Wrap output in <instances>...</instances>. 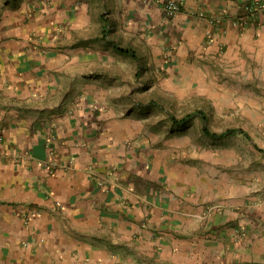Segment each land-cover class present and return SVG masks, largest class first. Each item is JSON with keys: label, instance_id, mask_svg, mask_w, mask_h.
<instances>
[{"label": "crops", "instance_id": "1", "mask_svg": "<svg viewBox=\"0 0 264 264\" xmlns=\"http://www.w3.org/2000/svg\"><path fill=\"white\" fill-rule=\"evenodd\" d=\"M75 262L264 264V0H0V264Z\"/></svg>", "mask_w": 264, "mask_h": 264}, {"label": "built area", "instance_id": "2", "mask_svg": "<svg viewBox=\"0 0 264 264\" xmlns=\"http://www.w3.org/2000/svg\"><path fill=\"white\" fill-rule=\"evenodd\" d=\"M163 9L165 10L166 14L169 17H174L180 10L179 4L174 2V1H166L163 3ZM257 11V5H249L245 8V12L247 14H251ZM198 15L200 17H204L205 13L204 12H199ZM222 17L220 15L214 16L213 20L216 22H221ZM241 21L243 20V17L240 19Z\"/></svg>", "mask_w": 264, "mask_h": 264}, {"label": "trees", "instance_id": "3", "mask_svg": "<svg viewBox=\"0 0 264 264\" xmlns=\"http://www.w3.org/2000/svg\"><path fill=\"white\" fill-rule=\"evenodd\" d=\"M206 132H208V131H206ZM227 132L229 133V132H232V131H227ZM208 134H209V133H208ZM213 135H215V136H220V135H217V134H213Z\"/></svg>", "mask_w": 264, "mask_h": 264}, {"label": "rangeland", "instance_id": "4", "mask_svg": "<svg viewBox=\"0 0 264 264\" xmlns=\"http://www.w3.org/2000/svg\"><path fill=\"white\" fill-rule=\"evenodd\" d=\"M25 247H27V245ZM74 264H77V262H75Z\"/></svg>", "mask_w": 264, "mask_h": 264}]
</instances>
